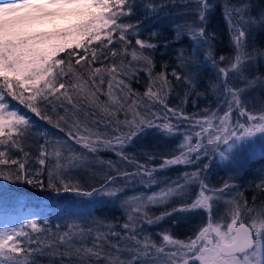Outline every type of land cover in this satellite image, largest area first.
<instances>
[{
    "label": "snow or ice",
    "instance_id": "1",
    "mask_svg": "<svg viewBox=\"0 0 264 264\" xmlns=\"http://www.w3.org/2000/svg\"><path fill=\"white\" fill-rule=\"evenodd\" d=\"M192 2L197 5L196 8L191 9L196 19L175 25L174 37L175 40H179L187 35L193 42L192 52L186 55L183 48L178 49L176 61L181 68L186 69L189 64L198 63V54L203 49L205 61H210L217 71L218 79L212 87L213 89L223 87V94L227 98L225 100L227 110L222 116L212 112L209 116L196 119L194 123L200 130L194 133L197 138L195 144L192 143L193 135L184 134L183 142L178 145L179 154L161 157L160 169L191 165L199 161L200 152L205 147L199 139L201 137L207 139L208 145H215L218 141L228 144L233 137L240 140L257 132L264 133V106L258 114H254L248 110L242 99L245 92L264 85V76L246 75V67L257 56L264 57V49L253 48L251 52L248 49L251 31L254 28L264 27V10L253 16L251 5L248 3L231 7L225 5V20L228 24L234 56L228 65L221 67L220 64L228 58L221 55L217 60L213 55L217 34L207 31V13L210 8L208 0H192ZM148 8L153 12L156 11L155 5L150 4ZM132 10L133 5L130 0H13V2L0 0V178L23 180L27 184H36L44 188L45 183L38 177L47 168L46 187L56 193H75L77 196L86 197L96 194L102 197H116L123 191L121 188L112 187L116 179L113 176H106L103 183L90 190L85 189L78 181L72 183L66 180L63 175L65 169L69 166L75 167L76 161L81 159L72 153L67 141H55L52 150L49 151L46 140L45 144L40 145L39 155L36 158L41 168L32 172L26 167L29 153L24 150L23 140L28 135L31 122L27 116L19 114L16 110L8 111L6 98L10 96L19 101L37 117L51 124L52 117L43 114L46 109L41 105H51L52 110L55 111L54 100L72 102L70 93H75L88 104L101 107L107 115L115 117L117 126L114 130L118 135L102 139L96 134V139L93 140L91 138L93 134L87 128H83V131L88 133L87 136L80 134L79 121H74L69 126L66 135L93 153L100 147L114 151L119 149L117 155L124 161L134 163L136 171L131 173L117 171L118 176H139L141 183L145 182L144 177L147 176L151 184L157 183L153 178V173L157 169H150L147 164H141L135 157L130 158L125 155L124 147L135 139L145 136L149 131L165 138L180 134L179 124H173L172 119L180 121L193 118L180 108L169 107L165 100L167 93L161 95L164 87H171V82L168 80L166 70L153 76L157 43L137 38L133 47L132 41L128 39L129 34L139 36L138 25L120 22L122 17L131 15ZM117 38L123 42L124 47L120 52L111 49L109 54L113 58L118 55L131 57L127 65L121 62L120 68L124 71H121L115 63L109 68L93 67L98 59L97 48L93 45H98L103 50L112 45ZM169 43L170 41H165V49ZM133 62H142L144 71L148 73L149 84L145 92L134 93L124 81L120 80L117 82L118 85L124 86L121 92L124 88H128V93L123 97L114 96L112 81L117 75L134 74L137 69L133 68ZM162 67L166 69L167 64ZM104 72L111 76L108 81L109 100L107 105H100L97 96L99 89L92 91L91 88L96 85L97 77L101 84L104 82L102 74ZM171 75L176 81H183L189 90H194L195 73L185 75L173 68ZM237 78L244 83V87L235 86L234 81ZM230 79L233 83L229 82ZM157 83L160 87L154 90V85ZM187 95L188 91L185 92L181 103L186 102ZM144 98H147L151 104L162 105L164 112L162 114L151 112V118H148L141 112ZM73 107L77 106L73 104ZM233 108L238 110L239 116L245 117L244 123L232 120ZM120 113L124 115L123 120L118 118ZM214 119L219 120L218 125L213 124ZM65 120V116L58 118V121ZM55 127L60 128L59 122ZM237 129H242L239 135ZM61 131L64 129L61 128ZM205 133H207L206 137ZM234 144L235 141L229 144V149ZM12 149L23 153V158H12ZM66 151L67 155H65ZM194 153L195 161L192 158ZM220 155L224 157L223 152ZM50 157L54 158V164L50 165ZM148 159H155V156L148 155ZM62 160H66L67 163H62ZM109 165H112L111 161ZM207 168L208 165L203 164L196 171L184 172L182 174L184 182L173 181L174 187L161 189L158 193L153 192L146 197L143 194L130 196L123 201L129 222L122 227L133 233L124 238L135 244L134 247L125 246L123 249L129 253L130 259H120L119 256L113 257L111 253L106 254L98 250L102 247L100 241L107 240V234L99 232L92 247H75L74 254L83 261L92 257L104 258L107 264H264V202L257 208L248 206L246 200L241 204L238 198H233L225 202L229 206L227 211L222 216L214 218L213 205L219 199L215 194L223 193L233 186L225 183L220 189L210 188L200 175ZM197 182L199 191L191 203H181L159 216L148 215L146 211L148 206L163 205L173 198H183L189 187ZM257 187L264 190V181ZM200 210L207 213V222L187 240L174 238L165 232L161 234L163 246L157 247L148 237L140 240L134 234V221L140 217L144 222L154 224L176 213ZM25 227L29 228L31 233L46 231L34 219L28 220L26 225L21 224L18 228H0V264H35V261L30 259L33 254H43L40 245H44L45 241L38 236L34 240L31 234L25 231ZM112 235L119 234L112 233ZM71 239L72 236L68 232L57 237L59 243H67L69 248L73 247L70 243ZM55 243L49 241L47 246L51 248ZM33 244L37 247H32ZM111 247L117 252L121 251L119 245H111ZM167 247L174 248V251H166ZM62 255L71 256L73 252H65Z\"/></svg>",
    "mask_w": 264,
    "mask_h": 264
},
{
    "label": "trees",
    "instance_id": "2",
    "mask_svg": "<svg viewBox=\"0 0 264 264\" xmlns=\"http://www.w3.org/2000/svg\"><path fill=\"white\" fill-rule=\"evenodd\" d=\"M130 3L133 5L132 14L122 17L120 22L138 25L139 36L137 37L134 34H129L128 39L132 41L133 47H135V39L137 38L145 41L151 40V42L157 43L158 47L154 52L155 67L153 69V76H155L156 73L166 70L168 73V80L171 82V87H164L161 95L167 93L165 100L168 106L182 109L186 115L193 119L180 121L172 119L173 124H179L180 134L165 138L149 131L145 136L137 138L130 145L125 146L123 149L124 154L130 158L135 157L141 164H147L150 169L156 168L157 170L153 173V177H155L156 180H163L165 177L182 178L184 172L196 171L201 168L203 164H207L208 168L203 170L200 175L201 179H203L210 188L220 189L225 183H228L233 187L226 189L221 194L226 196L234 195L233 198H238L241 204L246 200L250 207L258 204L260 201L262 202L264 199V190L261 189L256 195L251 197V195L248 194V189L241 187L240 172L233 176L228 173L227 178L223 179L224 181L222 183L220 182L222 180L219 181L218 179L216 181L215 177H212L214 169H210V165L211 163H215V153L221 144L216 142L218 145H208L207 139L204 137L199 138L205 146L203 151L200 152L199 161H195L194 153L192 154V158L195 162L191 165L169 166L164 169L159 168L161 157H171L172 155L179 154L180 149L178 145L180 143L178 141L182 138L181 134H183V131L190 134L193 133L194 136V133L200 130L199 126H196L194 123L196 119L209 116L212 112H216L217 116L223 115L224 111L227 110V104L225 103L227 98L223 94L222 86L218 89H213L212 87V84L217 82L218 79L217 71L212 67L210 61H205L203 49H201L198 54V63L195 65L189 64L185 69L181 68L176 61L178 49L183 48L186 55L192 52L193 42L187 35L182 36L179 40L174 39L175 25L183 24L186 21L191 22L196 19L191 9L196 8L197 5L194 4L192 0H130ZM208 3L210 8L207 13V31L217 34V39L214 41L213 55L217 60H219L221 55L228 58L220 64V66L223 67L228 65L234 56L232 54L234 48L229 39V28L225 20V5L231 7L233 5L239 6L241 3H248L251 5V15L256 16L261 10H264V0H208ZM150 4L156 6L155 12L148 8ZM152 33H157L158 35L152 36ZM116 35L118 37V34ZM165 41H170L167 49L164 47ZM93 47L97 48L98 56L93 67L109 68L115 63L118 68H120L122 61L124 65H127L131 60L130 56L125 57L118 55L113 58L109 54L111 49L120 52L124 47L123 42L119 41L118 38L114 40L112 45L103 50H101L98 45H93ZM253 48L257 50L264 49V27L254 28L251 31L248 39V49L251 52ZM130 50L131 49H129V51ZM101 51H103V55H101ZM164 64H167L166 69L162 67ZM133 68L137 69L134 74L129 76L117 75L116 79L112 81V92L114 96L123 97L128 93V88H124L123 92H121V88L124 86L118 85L117 82L120 80L124 81V84L128 85L134 93L142 94L145 92L149 84L148 73L144 71L142 62H133ZM173 68L185 75L189 73L196 74L194 90H189L188 86L183 81L178 82L175 80L171 75ZM120 70L124 71L122 68H120ZM102 74L104 76V82L101 84L99 77H97L96 85L92 86L91 90L97 91L98 88V104L107 105L109 100L107 96L109 91L108 81L111 79V76H109L107 72ZM246 75L249 77L264 76V57L257 56L256 59L246 67ZM229 82L233 83L231 79ZM234 83L236 87H244V83L238 78ZM159 87L160 85L157 83L154 85V90ZM186 91H188L186 102L181 103V99L185 96ZM249 93L258 94V99H249L247 95ZM70 94L72 95V102L63 100L53 101L56 105L55 111L52 110L51 105H41L42 108L50 109L55 113V117L52 118L53 123L51 124L37 117L25 105L20 104L19 101L10 96L6 98L5 102L9 105L8 110L11 111V107L16 108L19 114L27 116L31 122L28 135L23 140L24 150L30 155V157L28 156L27 158V163L32 162L34 159L31 152L34 149L37 137L40 136V139H43V144H45L46 140L49 143V140L53 137L57 140L67 141L71 146L72 153H79L77 156L81 158L76 161L75 167L69 166L65 169L63 175L66 180H70L72 183L78 181L85 189L89 190L103 183L106 176L116 177L115 184L122 183L121 180L125 177L122 175L118 176L117 171L120 173H131L133 170L136 171V165L122 160L120 156L117 155L119 149L114 151L112 149L100 147L97 152L93 153L84 148L82 144H77L66 135L67 131H69V126L73 124L74 121H79L81 135H88L87 132L83 131V128H87L93 134L91 137L93 140L96 139V134H99L102 139H109L112 136L118 135L114 130L117 126L115 124L116 118L107 115L101 110V107L88 104L77 94ZM25 95H27V93H25ZM262 96H264V85L257 86L245 92L242 99H244L247 108L255 110L257 106L260 108V104L264 101L260 100ZM13 104H17V106L14 107ZM73 104L77 107L74 108ZM142 105L141 112L147 115L148 118H151V112H158L161 114L164 112L162 105L158 103L151 104L147 98L142 100ZM61 112L69 113V117H66L65 121H58ZM73 113L75 115H73ZM45 115L47 114L45 113ZM118 118L123 120V113H120ZM231 118L233 121L239 120L240 123L245 122V117L239 116V112L235 108H233ZM57 122H59L60 128L55 127ZM213 124L218 125L219 120L214 119ZM34 127H37L38 132L33 129ZM120 127L121 131H123V126L121 125ZM61 128H63L64 131H61ZM40 130L42 131L40 132ZM204 136L206 137L207 133H205ZM196 139L197 138L194 136L192 140L193 144H195ZM173 146H176V148H172ZM172 149H175V151ZM250 150L251 148L249 147L247 149L249 154ZM67 154L66 151L65 155ZM11 155L12 158H23V153L16 149L11 150ZM148 155H154L155 159L149 160ZM260 156V159H264V152L262 155L253 158L258 159ZM253 158L249 157V160H254ZM109 161L112 162L111 166L109 165ZM61 162L67 163L66 160H62ZM52 164H54V159L52 160ZM242 164H244V162ZM38 179L45 183L44 188L36 184H27L23 182V180L14 181L0 178V224L15 218L32 215L37 223L42 228L46 229V231L41 233H31V230L25 227V231H28L34 240L38 236L39 239L45 241L44 245H40L43 254L35 253L30 258L35 261V264H107V260L104 258L98 259L92 257L87 261H83L78 259L74 254L75 247H92L96 243L97 232L107 234V240L100 241L102 247L98 250L106 254L111 253L113 257L119 256L120 259L130 258L129 253L123 251V249L125 246L134 247L135 244L133 241L124 238L130 235V232L122 227L124 224L122 215L111 213L112 210L104 211L102 209V205L99 202L105 200L102 199L105 197L99 194L86 197L77 196L75 193H56L46 187V168ZM131 187L133 186L129 188ZM235 188L238 189L241 195L238 196L234 192H229ZM196 190H199L198 182L196 183ZM109 204V207H113L112 203ZM22 224L26 225V223ZM70 225L72 226L71 228L69 227ZM185 225L186 226L179 229L182 231V236L179 232V236H177L180 237V239L182 237V240H187L189 234L195 235L194 232L189 233L191 231L190 229L193 228L188 219ZM65 232H68L72 236L70 241L73 246L72 248H69V244H61L57 240V237ZM112 233H118L119 235H112ZM49 241H55L56 243L50 248L47 246ZM111 245H119L121 251L117 252ZM32 247H37V245L33 244ZM65 252H73V255H62V253ZM51 253L55 254L52 255Z\"/></svg>",
    "mask_w": 264,
    "mask_h": 264
},
{
    "label": "rangeland",
    "instance_id": "3",
    "mask_svg": "<svg viewBox=\"0 0 264 264\" xmlns=\"http://www.w3.org/2000/svg\"><path fill=\"white\" fill-rule=\"evenodd\" d=\"M5 2H13V0H5ZM234 55V52L232 53ZM249 99L257 100L259 95L256 93H249L247 94ZM261 101L264 100V96L261 97ZM14 107L17 106V104H13ZM262 106H264V101L260 104V108L257 106V108L254 110L249 109L250 112H253L254 114H258L262 110ZM12 110H16V108L11 107ZM46 113L48 116H51L54 118L55 113H53L52 110L45 108ZM11 110V111H12ZM10 111V110H8ZM58 114V113H56ZM59 115V114H58ZM59 116H65L69 117V113L67 112H61ZM72 120V119H71ZM73 121V120H72ZM38 132L37 127H34ZM42 130H40L41 132ZM242 131V129L237 130V134ZM179 143L183 142V135H193L188 132H182ZM194 137V136H193ZM55 141H57L56 138H51L48 143V150L51 151L52 147L55 144ZM64 141V140H60ZM235 141L234 146L229 149V144L233 143ZM193 142V141H192ZM218 144L220 147L216 150L215 153V163H211L210 169H214V172L212 173V177H215V180L217 181L219 179L221 183L224 181L223 179L227 178V174L230 173L231 176L234 174H237L240 172V179H241V187L244 189H248V194L253 197L256 195L261 189L257 187V185L261 184L262 181H264V159H254L253 157H257L259 155L263 154L264 150V133L257 132L255 135L250 137H244L243 139L236 140L235 137L232 138V140H229V143H223L222 141H218ZM216 144V145H218ZM40 145H43V139H40V136L37 137L34 144V149L31 152V155H33L34 159L32 162L27 163L26 167H28L32 172H35L37 169H40L41 166L37 162V156L39 155ZM251 148L250 154L248 153L247 149ZM103 148V147H102ZM172 148H176V146H173ZM175 151V149H172ZM224 153V157H221L220 153ZM262 153V154H261ZM78 154L79 153H74ZM251 155V156H250ZM81 156V155H80ZM30 157V155H29ZM250 158H253L254 160H249ZM54 158L50 157V165L52 164V160ZM244 160V161H243ZM244 162V164H242ZM55 163V160H54ZM205 163V162H204ZM225 165V166H224ZM131 167V166H130ZM47 169V168H46ZM135 169V168H133ZM227 171H226V170ZM226 171V172H224ZM134 172V170H133ZM40 177V176H39ZM43 177V176H42ZM218 177V178H217ZM155 179V177H153ZM217 178V179H216ZM139 176H129L123 178L121 180L122 183L119 184H112L113 188H121L123 191L121 193H118L116 197H105L102 199L101 205L102 209L104 211L112 210L111 213H116L122 215V220L125 223H128L127 220V211L126 206L123 204V201L130 196L134 195H141L143 194L145 197L147 195H151L153 192H159L161 189H166L167 187H174L175 185L172 183L173 181H179L180 183H183V178H163V180H156L157 183L151 184L148 180V177H144V183L140 182ZM130 186H133L129 188ZM199 190H196V183H193L189 189L187 190L186 195L183 198H173L169 203L163 204V205H155V206H148L146 211L148 212V215L150 217L159 216L161 213L165 211H170L171 208L181 204V203H191L192 200L195 199L196 195L198 194ZM238 196L241 195L238 192V189L235 188L232 191ZM219 197V199L214 202L213 205V217L218 218L222 216L228 209V205L225 203L228 200L233 199L234 195L232 196H226L221 193H216ZM264 202V199L262 200ZM261 201L253 205L252 207H257L262 203ZM109 203L113 204V207H109ZM109 204V205H108ZM35 220L34 216H23L19 218H15L12 220H8L5 222H2L0 224V228L3 227H19L22 223H27L28 220ZM189 220L191 223V227L193 229H190L191 231L189 233H196L200 227H202L207 222V213L203 210L200 211H192L187 213H176L172 216L165 217L162 221H159L158 223L154 224H148L144 222L143 218L140 217L134 221L135 223V235L137 239L143 240L145 237H148L152 243H155L157 247L163 246L164 242L162 240V233L167 232L168 234L172 235L174 238L180 239L179 233L182 236V231L179 229L183 226H186V220ZM192 219V220H191ZM227 219V218H226ZM179 232V233H178ZM133 233L130 232V235ZM193 234H189V237H192ZM188 237V238H189ZM187 238V239H188ZM182 240V237H181ZM166 251H174V248L167 247ZM130 259V258H129Z\"/></svg>",
    "mask_w": 264,
    "mask_h": 264
}]
</instances>
